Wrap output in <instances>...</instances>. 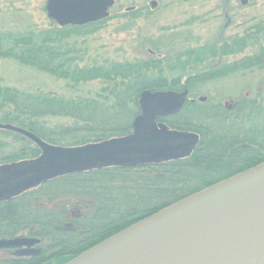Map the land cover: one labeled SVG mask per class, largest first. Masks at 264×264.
<instances>
[{
    "label": "trees",
    "instance_id": "trees-1",
    "mask_svg": "<svg viewBox=\"0 0 264 264\" xmlns=\"http://www.w3.org/2000/svg\"><path fill=\"white\" fill-rule=\"evenodd\" d=\"M204 1L224 5L230 0ZM139 17L134 10L79 27L59 28L50 21L46 29L0 30V60L61 81L71 94L0 85V125L23 129L52 146L82 147L130 134L143 91H182L177 81L187 77L190 93L191 80L199 85L235 73L264 72V20L243 26L230 38L222 34L205 43L185 41L187 45L176 38H148L139 45V58L86 62L75 38L113 19L129 28ZM246 51L250 53L244 55ZM238 55L244 56L223 65ZM90 83L99 86L93 94L77 89ZM263 103L264 92L225 107L187 101L177 115L160 121L199 137L189 157L67 175L0 203V240L39 241L38 257H15L13 250L3 249L0 264H65L132 224L263 163ZM248 123L252 126L245 129ZM39 154L23 136L0 130V166Z\"/></svg>",
    "mask_w": 264,
    "mask_h": 264
},
{
    "label": "water",
    "instance_id": "water-1",
    "mask_svg": "<svg viewBox=\"0 0 264 264\" xmlns=\"http://www.w3.org/2000/svg\"><path fill=\"white\" fill-rule=\"evenodd\" d=\"M113 4L47 0L45 12L60 28L79 27L108 18ZM150 6L155 8V2ZM187 95V90L143 91L129 135L82 147L52 146L23 129L0 125V130L23 136L40 151L35 159L0 166V203L67 175L189 157L198 136L157 122L178 114ZM38 243L32 238L0 240V250L36 258ZM65 264H264V162L132 224Z\"/></svg>",
    "mask_w": 264,
    "mask_h": 264
},
{
    "label": "rangeland",
    "instance_id": "rangeland-1",
    "mask_svg": "<svg viewBox=\"0 0 264 264\" xmlns=\"http://www.w3.org/2000/svg\"><path fill=\"white\" fill-rule=\"evenodd\" d=\"M239 1L230 0L222 5L204 0H114L109 9L110 16L138 10L141 17L124 29L123 20H108L101 28L74 40L78 48L85 52L86 62L100 63L106 59L122 62L139 58L143 55L139 45L148 38H161L162 42L176 38L183 45L196 40L205 43L222 34L230 38L241 33L243 26L264 20V0H246L244 6ZM46 2L47 0H0V30L14 27L48 28L50 20L45 12ZM152 2L156 4L153 9L150 6ZM249 53L250 51H246L244 55ZM244 55L228 57L222 63L225 65L237 61ZM217 66L218 64L215 67ZM190 82L194 88L191 87L190 93L186 88L189 84L187 77L177 81V86L187 90L189 102L198 104L231 106L242 96L255 98L257 93L264 92V72L235 73L199 85L196 84V79ZM0 85L23 90L40 89L65 97L71 95L63 82L8 60H0ZM77 89L85 94H93L99 86L90 83L78 86ZM200 98H205V101L200 102ZM249 126L252 125L248 123L244 128L248 129Z\"/></svg>",
    "mask_w": 264,
    "mask_h": 264
}]
</instances>
